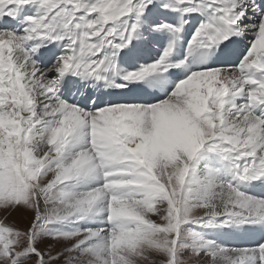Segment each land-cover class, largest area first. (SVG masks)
Returning a JSON list of instances; mask_svg holds the SVG:
<instances>
[{"label": "snow or ice", "instance_id": "obj_1", "mask_svg": "<svg viewBox=\"0 0 264 264\" xmlns=\"http://www.w3.org/2000/svg\"><path fill=\"white\" fill-rule=\"evenodd\" d=\"M0 264H264V0H0Z\"/></svg>", "mask_w": 264, "mask_h": 264}, {"label": "rangeland", "instance_id": "obj_2", "mask_svg": "<svg viewBox=\"0 0 264 264\" xmlns=\"http://www.w3.org/2000/svg\"><path fill=\"white\" fill-rule=\"evenodd\" d=\"M8 223H15L20 227H24L26 225V222L24 221L23 217L19 215L9 217Z\"/></svg>", "mask_w": 264, "mask_h": 264}, {"label": "bare ground", "instance_id": "obj_3", "mask_svg": "<svg viewBox=\"0 0 264 264\" xmlns=\"http://www.w3.org/2000/svg\"><path fill=\"white\" fill-rule=\"evenodd\" d=\"M25 221V220H24ZM26 222V221H25Z\"/></svg>", "mask_w": 264, "mask_h": 264}]
</instances>
